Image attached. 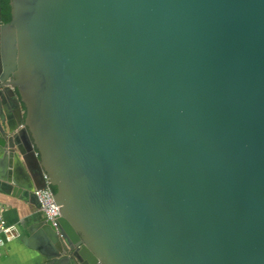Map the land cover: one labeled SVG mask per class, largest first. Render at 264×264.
Returning a JSON list of instances; mask_svg holds the SVG:
<instances>
[{
  "label": "water",
  "instance_id": "95a60500",
  "mask_svg": "<svg viewBox=\"0 0 264 264\" xmlns=\"http://www.w3.org/2000/svg\"><path fill=\"white\" fill-rule=\"evenodd\" d=\"M0 5V193L45 264H264V0ZM24 224V223H23Z\"/></svg>",
  "mask_w": 264,
  "mask_h": 264
},
{
  "label": "crops",
  "instance_id": "0c3cea01",
  "mask_svg": "<svg viewBox=\"0 0 264 264\" xmlns=\"http://www.w3.org/2000/svg\"><path fill=\"white\" fill-rule=\"evenodd\" d=\"M0 209L7 222L15 225L18 231L14 239L1 246L0 264H45L44 256L23 241L26 232L22 227L33 223V218L43 216L40 208L12 195L0 193Z\"/></svg>",
  "mask_w": 264,
  "mask_h": 264
},
{
  "label": "built area",
  "instance_id": "2783aa9c",
  "mask_svg": "<svg viewBox=\"0 0 264 264\" xmlns=\"http://www.w3.org/2000/svg\"><path fill=\"white\" fill-rule=\"evenodd\" d=\"M44 179L47 182L46 187L42 189H36L34 194L40 204L41 212L46 217V219L50 221L52 226L56 228L58 224V218L60 217L58 210V207L60 206L56 205L52 197L54 191L48 183V177L46 174H44ZM1 211L2 210L0 209V248L5 243L14 239L18 233L16 226L9 224Z\"/></svg>",
  "mask_w": 264,
  "mask_h": 264
},
{
  "label": "trees",
  "instance_id": "16d2710c",
  "mask_svg": "<svg viewBox=\"0 0 264 264\" xmlns=\"http://www.w3.org/2000/svg\"><path fill=\"white\" fill-rule=\"evenodd\" d=\"M2 20L7 22L10 20V5L9 0H0ZM54 191V188H52Z\"/></svg>",
  "mask_w": 264,
  "mask_h": 264
},
{
  "label": "rangeland",
  "instance_id": "374dc122",
  "mask_svg": "<svg viewBox=\"0 0 264 264\" xmlns=\"http://www.w3.org/2000/svg\"><path fill=\"white\" fill-rule=\"evenodd\" d=\"M43 214V213H42Z\"/></svg>",
  "mask_w": 264,
  "mask_h": 264
}]
</instances>
